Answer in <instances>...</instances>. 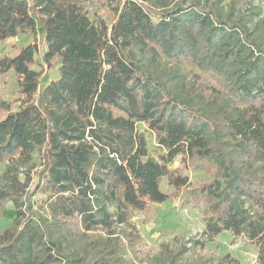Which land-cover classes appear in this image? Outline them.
Instances as JSON below:
<instances>
[{
    "label": "trees",
    "instance_id": "16d2710c",
    "mask_svg": "<svg viewBox=\"0 0 264 264\" xmlns=\"http://www.w3.org/2000/svg\"><path fill=\"white\" fill-rule=\"evenodd\" d=\"M109 12L111 22L73 0H0V43L41 26L43 63L60 59L59 77L41 88L36 42L0 58V73L13 71L26 96L16 110L0 104V214L8 201L15 211L0 230V264H134L117 230L177 196L164 178L177 190L188 184L170 167L182 153L216 161L204 187L213 199L206 237L245 235L264 264V19L251 27L220 0H125ZM163 57L201 73L167 69ZM203 73L241 97L220 95ZM137 122L157 134L162 160ZM36 154L34 190L56 194L51 219L28 195ZM218 264L242 263L226 254Z\"/></svg>",
    "mask_w": 264,
    "mask_h": 264
},
{
    "label": "rangeland",
    "instance_id": "374dc122",
    "mask_svg": "<svg viewBox=\"0 0 264 264\" xmlns=\"http://www.w3.org/2000/svg\"><path fill=\"white\" fill-rule=\"evenodd\" d=\"M124 1L73 0L91 18L102 17L108 22L113 20L109 11ZM220 1L227 9L233 8L237 16L251 17V27L255 26L260 19H264V8L260 14H255L260 0ZM33 42H36L39 48L33 68L40 71L41 88H44L52 79L59 77L60 59L56 58L47 65L43 63L42 55L46 45L41 26H39L36 36L29 32L20 33L1 42L0 58L13 54L17 47L26 46ZM162 63L167 69L180 68L189 76L201 73L197 67L186 63L175 64L165 57L162 58ZM202 75L216 87L220 95L237 100L241 97L242 90L232 91L226 79L219 82L212 74L203 73ZM18 80L19 77L13 71L0 73V104L4 103V105L10 106V110L18 109L26 100V96L20 90ZM1 110L2 107L0 106V117L2 115ZM136 127L138 133L145 137L149 155L162 160L167 151L158 143L157 134L149 129L144 122H137ZM34 163L35 170L32 172L34 178L32 185L28 188V195L36 215L39 214L51 219L50 204L56 199V194L53 189L48 187L40 188L35 192L34 188L38 182L36 172L42 167V159L39 154L35 155ZM215 166L216 161L211 157H189L182 153L175 158L170 167L182 175L188 176L189 182L177 190L170 187L167 179L164 178L161 182V188L170 193L176 192L177 196L172 201L153 205L149 211H134L129 223L117 230L116 236L124 244L121 255L125 261L134 264H157L159 261L167 260L169 256L177 254V261L180 264H218L221 257L230 254L242 264H256L257 249L245 235H234L230 231H224L208 238L204 234L206 218L211 215L209 205L213 201L204 191V187L215 178ZM2 168L0 166V172ZM22 177L24 176L22 175ZM4 209V214H0V230L11 224L15 214L12 201H8ZM130 242L135 243L132 245Z\"/></svg>",
    "mask_w": 264,
    "mask_h": 264
}]
</instances>
